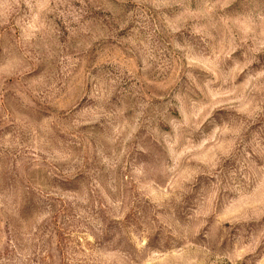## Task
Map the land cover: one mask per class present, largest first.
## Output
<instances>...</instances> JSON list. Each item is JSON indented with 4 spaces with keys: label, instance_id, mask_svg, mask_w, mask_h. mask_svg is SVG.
<instances>
[{
    "label": "rangeland",
    "instance_id": "rangeland-1",
    "mask_svg": "<svg viewBox=\"0 0 264 264\" xmlns=\"http://www.w3.org/2000/svg\"><path fill=\"white\" fill-rule=\"evenodd\" d=\"M0 264H264V0H0Z\"/></svg>",
    "mask_w": 264,
    "mask_h": 264
}]
</instances>
